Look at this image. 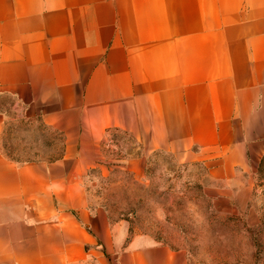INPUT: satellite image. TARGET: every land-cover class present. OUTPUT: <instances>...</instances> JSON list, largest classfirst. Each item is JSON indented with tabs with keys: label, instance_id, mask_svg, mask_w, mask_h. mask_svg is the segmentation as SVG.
Instances as JSON below:
<instances>
[{
	"label": "crops",
	"instance_id": "obj_1",
	"mask_svg": "<svg viewBox=\"0 0 264 264\" xmlns=\"http://www.w3.org/2000/svg\"><path fill=\"white\" fill-rule=\"evenodd\" d=\"M113 130L245 193L264 157V0H0V264H200L88 191Z\"/></svg>",
	"mask_w": 264,
	"mask_h": 264
},
{
	"label": "rangeland",
	"instance_id": "obj_2",
	"mask_svg": "<svg viewBox=\"0 0 264 264\" xmlns=\"http://www.w3.org/2000/svg\"><path fill=\"white\" fill-rule=\"evenodd\" d=\"M18 141L2 138L8 156L35 158L32 140ZM45 144L57 148L49 138ZM85 180L95 201L132 236L184 249L200 264H264V157L246 179V192L227 198L206 163L145 152L113 130Z\"/></svg>",
	"mask_w": 264,
	"mask_h": 264
}]
</instances>
